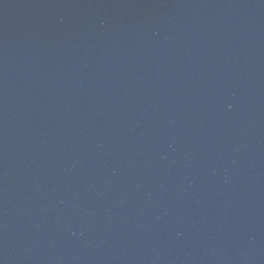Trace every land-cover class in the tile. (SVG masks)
<instances>
[{
	"label": "water",
	"instance_id": "water-1",
	"mask_svg": "<svg viewBox=\"0 0 264 264\" xmlns=\"http://www.w3.org/2000/svg\"><path fill=\"white\" fill-rule=\"evenodd\" d=\"M0 264H264V0H0Z\"/></svg>",
	"mask_w": 264,
	"mask_h": 264
}]
</instances>
